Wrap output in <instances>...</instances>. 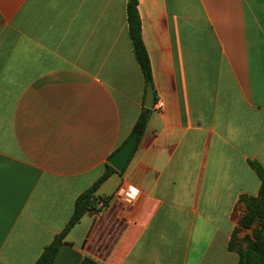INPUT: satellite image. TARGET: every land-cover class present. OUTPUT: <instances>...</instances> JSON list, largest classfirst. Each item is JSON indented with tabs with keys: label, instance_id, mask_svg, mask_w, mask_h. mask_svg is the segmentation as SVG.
<instances>
[{
	"label": "crops",
	"instance_id": "crops-1",
	"mask_svg": "<svg viewBox=\"0 0 264 264\" xmlns=\"http://www.w3.org/2000/svg\"><path fill=\"white\" fill-rule=\"evenodd\" d=\"M137 2L154 110L53 264H238L264 168V0ZM127 3L0 0V264H35L133 133Z\"/></svg>",
	"mask_w": 264,
	"mask_h": 264
},
{
	"label": "trees",
	"instance_id": "trees-1",
	"mask_svg": "<svg viewBox=\"0 0 264 264\" xmlns=\"http://www.w3.org/2000/svg\"><path fill=\"white\" fill-rule=\"evenodd\" d=\"M137 0H128L127 20L129 25V34L133 48V54L139 64L146 80V92L148 83H152V67L147 49L142 40L141 18L138 11ZM145 92V97H146ZM145 102V99H144ZM135 124L132 135L138 136V141L144 135L151 115L152 109L144 107ZM156 96L154 95V104ZM131 135V136H132ZM251 168L257 174L261 186L257 197H241V203L245 205L246 211L239 220V229L235 231L233 240L229 244V250L235 251L239 257L238 264H264V168L257 162L250 163ZM117 171L110 165H106L103 175L94 183V185L84 192L76 200L74 214L66 228L57 235L52 243L48 245L35 264H53L61 247L65 244L64 240L68 231L73 228L84 216V214L94 207L95 194L98 189ZM257 228L256 226H259ZM241 231H252V235H245L242 242L246 247L235 248L234 239ZM82 264H99L91 258H85Z\"/></svg>",
	"mask_w": 264,
	"mask_h": 264
},
{
	"label": "water",
	"instance_id": "water-1",
	"mask_svg": "<svg viewBox=\"0 0 264 264\" xmlns=\"http://www.w3.org/2000/svg\"><path fill=\"white\" fill-rule=\"evenodd\" d=\"M154 88L151 82L148 83L144 107L152 109L154 106ZM138 142V136L132 135L128 141L108 160V163L117 172H123L133 150Z\"/></svg>",
	"mask_w": 264,
	"mask_h": 264
},
{
	"label": "built area",
	"instance_id": "built-area-1",
	"mask_svg": "<svg viewBox=\"0 0 264 264\" xmlns=\"http://www.w3.org/2000/svg\"><path fill=\"white\" fill-rule=\"evenodd\" d=\"M137 192L127 186H121L119 191L117 192V197L124 203V204H131Z\"/></svg>",
	"mask_w": 264,
	"mask_h": 264
},
{
	"label": "rangeland",
	"instance_id": "rangeland-1",
	"mask_svg": "<svg viewBox=\"0 0 264 264\" xmlns=\"http://www.w3.org/2000/svg\"><path fill=\"white\" fill-rule=\"evenodd\" d=\"M257 228H260V225L259 226H256ZM251 235H252V231H251ZM243 238V237H242ZM242 238L237 236L235 239H234V243H235V248H238V247H246V243L245 242H242Z\"/></svg>",
	"mask_w": 264,
	"mask_h": 264
}]
</instances>
